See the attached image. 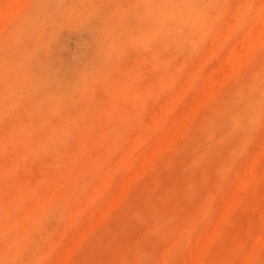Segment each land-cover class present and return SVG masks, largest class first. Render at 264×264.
Returning a JSON list of instances; mask_svg holds the SVG:
<instances>
[{
  "label": "rangeland",
  "instance_id": "obj_1",
  "mask_svg": "<svg viewBox=\"0 0 264 264\" xmlns=\"http://www.w3.org/2000/svg\"><path fill=\"white\" fill-rule=\"evenodd\" d=\"M40 2L0 0V262L264 264V0Z\"/></svg>",
  "mask_w": 264,
  "mask_h": 264
},
{
  "label": "snow or ice",
  "instance_id": "obj_2",
  "mask_svg": "<svg viewBox=\"0 0 264 264\" xmlns=\"http://www.w3.org/2000/svg\"><path fill=\"white\" fill-rule=\"evenodd\" d=\"M158 4L161 7H168L176 3H171V2H167V0H162V2H159ZM181 4H183L184 6H190L192 8H197L204 5V3L197 2V0H187V2H183ZM49 7H50L49 0H42V2L33 5V8L36 11L30 19L24 22L23 26L24 27L33 26L36 23L37 19L42 20ZM257 72L259 73L258 76L256 75ZM0 78L7 79V73L3 69H0ZM257 87L259 88L262 106H264V61H262L261 67L259 69L253 68L249 70L248 79L245 85L244 92L253 94L256 91ZM4 103L5 104L10 103V96L7 93H5L4 95ZM13 238H14V233L5 234L4 243L12 241ZM0 264H2V262H0Z\"/></svg>",
  "mask_w": 264,
  "mask_h": 264
},
{
  "label": "bare ground",
  "instance_id": "obj_3",
  "mask_svg": "<svg viewBox=\"0 0 264 264\" xmlns=\"http://www.w3.org/2000/svg\"><path fill=\"white\" fill-rule=\"evenodd\" d=\"M16 1H17V0H16ZM263 6H264V5H263ZM7 8H8V7H7ZM260 8H261V7H260ZM260 8H259V9H260ZM6 11H9V10L6 9ZM6 11H5V13H8V12H6ZM9 13H10V11H9ZM263 17H264V14H263ZM263 17H262V18H263ZM262 21H263V20H262ZM262 21H261V19H260L259 22H258V24H259L260 22H262ZM263 22H264V21H263ZM260 24H261V23H260ZM260 24H259V25H260ZM259 25L256 24V26H259ZM261 25H264V23L261 24ZM259 27H260V26H259ZM253 28H254L253 30H254L255 32L252 30L251 32L248 33V35H247V38L249 37L248 40H251V38H250V33L253 34V32H254L255 34H253V35H256V34H259V33H261V32L263 31V29H262L261 32H258V33H257V30H256L255 26H254ZM261 28H262V26H261ZM231 31H232V30H231ZM261 34L264 35V32H262ZM261 34L258 35L259 37L261 36L260 39H259V37L256 35L255 37H258V38L255 39V40H257V41H260V40H261V41H262L264 36L261 35ZM251 37L253 38L254 36H251ZM247 38L245 37L244 40H247ZM258 39H259V40H258ZM248 40H247V44H246V45H245V43H244V45H243V44L240 45V44H241V43H240V44L237 46L238 48L235 47L236 49H238V50L235 49V52H236V51H237V52L235 53V52L233 51V53H232V55H231L232 57L229 56V58L227 59L228 61H229V59L231 60V62L229 61L230 64H231V63H234V64H231V67H229V68H231V70L234 69V68L237 69L238 67L241 66V65H240V62H241V57H240V56H243V55H244V54L242 55V52H244V51L241 50V48H242L243 46H245L246 48H248V47H247L248 45H249V47L252 45V46H254V47H252L253 50L255 49V45H256V43L254 42V40H253L252 42L250 41V43L248 42ZM257 41H256V42H257ZM241 42H242V41H241ZM248 43H249V44H248ZM253 43H254L255 45H254ZM258 43H259V44H258V47H260V45H261L260 43H261V42H258ZM262 43H263V42H262ZM250 44H251V45H250ZM242 49H244V47H243ZM250 49H251V48H250ZM250 49H249V50H250ZM239 50H240V52H241V53L239 52L240 54L238 53ZM246 50H248V49H246ZM246 50H245V51H246ZM249 50H248L247 52H249ZM253 50H251V52H253ZM237 53H238V54H237ZM246 55H247V53H246ZM248 55H249V54H248ZM250 55H251V54H250ZM250 55H249V56H250ZM244 57H245V56H244ZM250 57H251V56H250ZM242 59H243V58H242ZM245 59H246V57H245ZM228 61H227V64H228V65H227V68H228V66L230 65ZM238 62H239V63H238ZM237 63H238L240 66H239ZM241 63H243V61H242ZM235 64H237V65H235ZM234 65H235V66H234ZM224 70H225V69H224ZM226 70H228V69H226ZM223 72H224V71H223ZM228 72H229V71H228ZM228 72H227V73H228ZM224 73H225V72H224ZM214 84H215V83H214Z\"/></svg>",
  "mask_w": 264,
  "mask_h": 264
}]
</instances>
